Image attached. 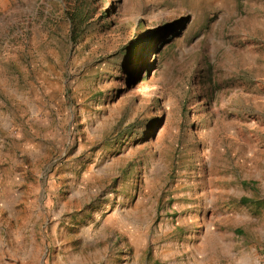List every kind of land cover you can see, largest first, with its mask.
<instances>
[{
    "label": "rangeland",
    "instance_id": "374dc122",
    "mask_svg": "<svg viewBox=\"0 0 264 264\" xmlns=\"http://www.w3.org/2000/svg\"><path fill=\"white\" fill-rule=\"evenodd\" d=\"M0 264H264V0H0Z\"/></svg>",
    "mask_w": 264,
    "mask_h": 264
},
{
    "label": "trees",
    "instance_id": "16d2710c",
    "mask_svg": "<svg viewBox=\"0 0 264 264\" xmlns=\"http://www.w3.org/2000/svg\"><path fill=\"white\" fill-rule=\"evenodd\" d=\"M78 15H79V14H78V12H77V13L74 15V17H72V18H73V19H72V20H73L72 23H73V25H75V26H76V21H77L76 18H77ZM72 33H73L74 36H76V33H77L76 29L73 28Z\"/></svg>",
    "mask_w": 264,
    "mask_h": 264
}]
</instances>
